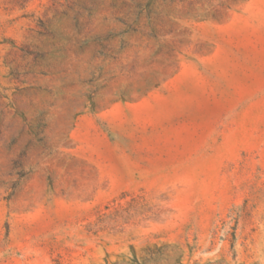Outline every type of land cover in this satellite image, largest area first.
<instances>
[{"label": "rangeland", "instance_id": "374dc122", "mask_svg": "<svg viewBox=\"0 0 264 264\" xmlns=\"http://www.w3.org/2000/svg\"><path fill=\"white\" fill-rule=\"evenodd\" d=\"M0 264H264V0H0Z\"/></svg>", "mask_w": 264, "mask_h": 264}]
</instances>
